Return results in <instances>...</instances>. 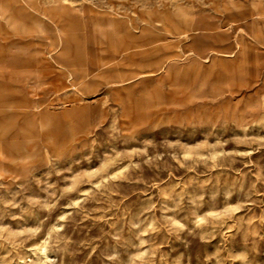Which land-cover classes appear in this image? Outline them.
<instances>
[{
    "label": "rangeland",
    "instance_id": "obj_1",
    "mask_svg": "<svg viewBox=\"0 0 264 264\" xmlns=\"http://www.w3.org/2000/svg\"><path fill=\"white\" fill-rule=\"evenodd\" d=\"M0 264H264V0H0Z\"/></svg>",
    "mask_w": 264,
    "mask_h": 264
}]
</instances>
